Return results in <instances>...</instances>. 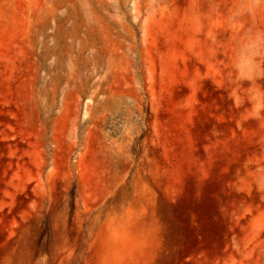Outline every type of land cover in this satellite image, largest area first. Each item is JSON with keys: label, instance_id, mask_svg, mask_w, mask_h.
<instances>
[{"label": "rangeland", "instance_id": "rangeland-1", "mask_svg": "<svg viewBox=\"0 0 264 264\" xmlns=\"http://www.w3.org/2000/svg\"><path fill=\"white\" fill-rule=\"evenodd\" d=\"M0 264H264V0H0Z\"/></svg>", "mask_w": 264, "mask_h": 264}]
</instances>
